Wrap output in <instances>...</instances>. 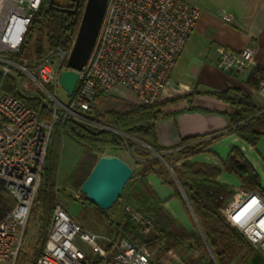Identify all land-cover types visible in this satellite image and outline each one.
<instances>
[{"label":"built area","instance_id":"built-area-1","mask_svg":"<svg viewBox=\"0 0 264 264\" xmlns=\"http://www.w3.org/2000/svg\"><path fill=\"white\" fill-rule=\"evenodd\" d=\"M45 1L50 0H0V180L16 200L0 222V264H19L57 129L71 115L78 118L94 111L98 94L112 95L118 86L132 90L141 105L157 103L202 14L186 0H108L93 51L76 70L79 80L68 94L60 76L70 68L75 38L70 47L50 48L40 58L21 54L31 22ZM86 3L77 0L78 13L83 14ZM224 18L231 20L229 15ZM219 52L218 66L225 70L256 64L251 46L240 51L222 46ZM6 77L12 79L16 94L4 89ZM256 93L264 98V73L257 76ZM234 190L223 213L256 249L264 250V199L257 191ZM125 208L141 232L155 230L151 215L129 204ZM103 238L108 243H100ZM34 264L156 263L146 243L92 233L58 202Z\"/></svg>","mask_w":264,"mask_h":264},{"label":"trees","instance_id":"trees-1","mask_svg":"<svg viewBox=\"0 0 264 264\" xmlns=\"http://www.w3.org/2000/svg\"><path fill=\"white\" fill-rule=\"evenodd\" d=\"M81 18L82 14L78 12L61 10L55 1L53 5L50 1L48 4L45 1L31 22L21 54L24 55L28 48H32L34 57L40 58L50 48L56 46L70 47L77 35ZM1 78L2 74L0 73V80ZM4 89L16 94L10 77H6ZM210 93L231 105L232 110L226 113L229 119V129L214 136L204 134L185 137L181 139L178 146L172 149L173 151L161 147L156 132V123L165 116L162 107L167 102H157L146 106L113 95L108 96L99 93L96 100L98 106L107 97L116 99L119 106L108 108L103 113H99L98 110L92 111L95 112V115L82 113L118 131L125 132L131 137H125L115 130L101 128L78 120L72 115L63 124L64 135L83 149L80 160L68 178L73 186L81 188L96 162L102 155L108 154L109 150L129 149L133 152L135 155L133 160L140 166V169L135 172V167L131 164L134 171L130 178L129 197L137 204V209L153 216L155 223L153 232L155 234L150 238L141 232L140 225L136 224L128 214L124 216L123 222L114 223L113 220L111 222L115 224L118 235H122L130 241L139 239V241L146 243L151 250L164 242V245L158 249L157 259L172 248L181 245L185 247L186 252L194 253L197 251L199 253L198 257L188 260L187 264H231V260L243 248H254L243 233L224 215L223 208L233 198L235 190L219 180L220 175L226 171L235 174L245 190L264 194L260 175L253 164L237 147L231 149L226 159L220 158V165L201 164L193 162L190 158L200 153H211L219 157L209 146L220 140L225 134H237L255 147L264 136V107L255 103L250 94L236 87L211 91ZM32 103L36 106L39 105L36 101ZM43 111L45 115H48L49 112L46 108ZM132 137L138 138L147 146L143 143L140 144ZM152 149L163 153L165 160L169 161L173 167L187 194L191 209L200 223L201 231L188 230L167 209L149 183L147 176L156 174L165 184L173 188L178 199L184 204L188 203L175 177L164 161L154 156ZM58 159L57 150L51 149L45 171L46 181L44 180L41 184L33 208L35 213L39 209H43L45 212H52L54 209ZM84 199V203L92 204L86 195ZM15 205L16 200L8 193L4 182L0 180V222ZM44 243L42 248H38L39 251H42ZM88 261L92 263L90 257H88Z\"/></svg>","mask_w":264,"mask_h":264},{"label":"crops","instance_id":"crops-1","mask_svg":"<svg viewBox=\"0 0 264 264\" xmlns=\"http://www.w3.org/2000/svg\"><path fill=\"white\" fill-rule=\"evenodd\" d=\"M186 1L199 6L202 14L158 100V103L167 102L162 107L165 116L156 123L158 142L166 150L178 146L185 137L204 134L214 136L229 129L226 113L232 110L231 105L212 95L211 91L236 87L250 94L255 103L264 107V98L256 93L257 76L264 73V0ZM224 15H229L231 20H226ZM222 46L233 51L253 47L256 64L241 71L220 68L218 59ZM112 95L139 104L136 94L124 86H118ZM234 147L239 148L253 164L264 189V136L253 147L237 134H225L209 146L219 157L211 153H200L190 160L220 165V158L226 159ZM59 166L58 159V173ZM147 179L167 209L188 230L201 231L195 213L188 203L184 204L175 196L171 186L156 174H149ZM219 180L233 189L242 187L240 179L226 171L220 175ZM261 196L264 199V194ZM129 198L128 194L125 198L127 203ZM161 245L164 242L152 250L156 264H187L188 260L199 255L197 251L186 252L179 245L157 259ZM231 264H264V250L243 248L231 260Z\"/></svg>","mask_w":264,"mask_h":264},{"label":"rangeland","instance_id":"rangeland-1","mask_svg":"<svg viewBox=\"0 0 264 264\" xmlns=\"http://www.w3.org/2000/svg\"><path fill=\"white\" fill-rule=\"evenodd\" d=\"M24 55L25 57L29 59L34 58L33 49L28 48L25 51ZM118 106L119 104L116 99L107 97L106 99H104L103 103L100 106L97 105L95 110H98L99 113H103L108 108H113V107H118ZM94 113L95 112H90L87 114L95 115ZM82 116L83 117H78L76 119L93 124L101 128H107L106 127L107 124L105 123H101L97 120L91 119L89 116H86L83 114ZM109 127L112 129L111 126ZM112 130H114V128ZM118 132L125 137H131L129 136V134L125 132H121V131H118ZM132 138L135 141L140 142V144L142 143L144 144V142L139 141L138 138H135V137H132ZM144 145L147 146L146 143ZM51 149L57 150V153L59 154V162H60L59 173L57 172V175H56V185H55V192H54L55 201L53 205L55 206V204L58 202L63 203L67 207L69 212L74 217H76L88 231L92 233L100 234L103 237L115 238L117 236V230H116V226L114 223H120V221L123 222L124 216L127 214L125 212L126 205L129 204L135 208L137 206V204L134 203L133 199L129 198L128 203L125 201V198L129 194L130 187H131L130 180L128 181L120 198L113 204V206L110 209L105 210L93 203L92 204L84 203L83 201L85 200L84 199L85 195L82 194L81 188L73 186L68 180L69 178L68 175L70 173V170L74 169V167L76 166V164L78 163V161L80 160L82 156V153H83L82 147L76 142H74L73 140H71L70 138L66 137L63 133V126H61L55 132ZM108 154L120 156L127 162L129 161V163L132 164L133 167H135V172L139 171L140 166H138L134 162L133 158L135 157V155L129 149L109 150ZM153 154L155 156L154 151H153ZM49 157H50V153L48 155V159L46 162L45 171H46L47 163L49 162ZM155 157H158V156H155ZM166 162L169 163V161L167 160L164 161L165 165L167 166ZM169 170L171 171V169ZM171 173L175 177L172 171ZM45 175H44L42 183L44 182V180L46 181ZM175 180L177 181L176 177H175ZM179 187L181 189L180 184H179ZM51 214L52 212H45L43 209H39V211L36 213L32 212L29 223H28V227H27V233L25 236L24 249L22 251V254L20 255L19 264H34L35 263V260L40 252L38 248L39 247L42 248L46 234H48ZM111 220H113L114 223H112ZM153 234H155V232H151L147 235L150 238H152ZM99 241L102 244L108 243V240L104 238L99 239ZM137 241H139V239H137ZM80 244L85 250H87L88 252H91L90 246L87 243L80 241Z\"/></svg>","mask_w":264,"mask_h":264},{"label":"water","instance_id":"water-1","mask_svg":"<svg viewBox=\"0 0 264 264\" xmlns=\"http://www.w3.org/2000/svg\"><path fill=\"white\" fill-rule=\"evenodd\" d=\"M50 3L53 5L54 0H50ZM107 5L108 0H87L74 45L69 56L68 66L70 68L62 71L60 76V83L68 94L73 93L79 80V73L76 70L82 69L88 62L93 51ZM62 10L77 12L78 4H76L73 9ZM106 127L111 129L107 125ZM114 130L118 132V130ZM153 151L155 156L161 157L166 161L163 153L154 149ZM166 164L175 175L183 194L189 202L186 192L176 176L173 167L167 162ZM133 171L132 165L120 156L104 154L96 162L87 179L82 184L81 192L84 193L86 198L93 204L108 210L122 195L128 181L133 175ZM189 206L191 207L190 202ZM199 227L201 229L200 223Z\"/></svg>","mask_w":264,"mask_h":264},{"label":"flooded vegetation","instance_id":"flooded-vegetation-1","mask_svg":"<svg viewBox=\"0 0 264 264\" xmlns=\"http://www.w3.org/2000/svg\"><path fill=\"white\" fill-rule=\"evenodd\" d=\"M58 4L59 8L62 9H73L77 1L76 0H54Z\"/></svg>","mask_w":264,"mask_h":264}]
</instances>
